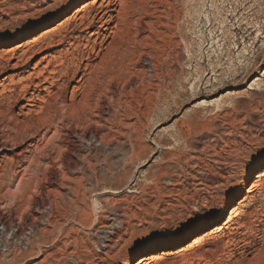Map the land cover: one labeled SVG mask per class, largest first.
I'll return each mask as SVG.
<instances>
[{
  "label": "rangeland",
  "instance_id": "374dc122",
  "mask_svg": "<svg viewBox=\"0 0 264 264\" xmlns=\"http://www.w3.org/2000/svg\"><path fill=\"white\" fill-rule=\"evenodd\" d=\"M38 1L0 0V51L44 34L94 0H77L41 27L48 16L42 4L49 2ZM127 1L135 13L123 26L124 42L114 55L93 57V75L79 82L93 46L90 30L71 25L64 44L46 53L74 51L78 71L57 77L49 130L22 140L6 127L19 128L26 101L1 119L0 142L12 151L0 167V264H128L142 250L150 258L170 243L174 255L158 264H264V184L255 200L248 193L264 165L243 180L264 161V0ZM33 22V32L14 40ZM36 61L19 70L16 61L6 66L0 92L12 79L27 82ZM67 104L85 112L67 113ZM64 114L79 118L60 123ZM31 142L52 155L49 161L40 155L29 170L21 161ZM40 183L43 193L18 191ZM240 187L231 213L196 233Z\"/></svg>",
  "mask_w": 264,
  "mask_h": 264
},
{
  "label": "bare ground",
  "instance_id": "6f19581e",
  "mask_svg": "<svg viewBox=\"0 0 264 264\" xmlns=\"http://www.w3.org/2000/svg\"><path fill=\"white\" fill-rule=\"evenodd\" d=\"M76 1L77 0H48L49 4L43 3L42 5L44 7L47 6L45 14L48 13V16L46 15L47 16L46 21L44 20L45 22L43 24H39L38 26L41 27L43 25H46L47 23L57 19L58 17L62 16L63 14H67V12H69L70 8L72 7V5ZM128 3H129V1H127V0H94L90 3L84 4L80 8H77L75 13L70 18L66 19L64 22L55 26V28H49V30H46V32L44 34H42L38 37H35V38L33 37L32 39L27 40V41L17 45L15 48H10L9 50L0 51V77L4 73V71H6V66H11V64L14 61H16V63L12 65L13 68L15 70H19L22 67H26L29 63L31 64L34 61H36L39 56L44 55L42 57V60L36 61L34 72H33V74L29 75V77H28L29 80H26L27 81V82H25L26 84L23 83V80H19L16 82V81H14V79H12V85L9 86L10 88H5L3 91H1L2 93L0 92L1 93L0 96L2 97L1 100L4 102L3 104H0V122L2 120H4L5 118L7 119L10 110L13 109V107L15 105H17L21 101L27 102V104L23 105L19 111L20 113H23L22 115H24V118H23L24 121H22L21 125L19 124V126H18L19 128L13 127L11 125V123L6 126L9 130L17 133V138L23 140L24 138L29 137V136L39 135L43 129H46V128H48V130L50 129V126L53 124V121L55 118L54 115L52 114V111H51L54 109H52L51 107H53L52 105H55L54 100H53V98H54V94H53L54 91L53 90L58 85L57 83H58L59 78H57V77H59V76L66 77L72 71V69H73L74 75H77V73H78V71H76V72L74 71V68H75L74 51L70 52V50H67L65 53L60 52L58 57H56V56L53 57L52 55L50 56L46 53H48L49 51L55 50L64 44L63 43L64 38H62L63 37L62 35H63V33H66L68 31V28L71 25L76 24L78 27H81V29L83 28V31L90 30L89 31L90 38L91 39L94 38L92 41L93 46L91 49V53H89L87 58H86L87 64L85 65V67H84L85 69L83 70L84 74H83L82 79H80V81H79V82H82L84 80V78H86L90 75V71L93 70V66L90 65V63L93 61L92 60L93 57L94 58H100V56L104 53V51H107L106 54H108L109 56H111L109 53L114 52V54H115V51L117 49L115 48L116 50L113 51V47L116 44L123 41L122 35H121L122 34L121 32L123 31V26H125V24L127 23V16H129V14H133V12L135 11L132 8L133 4L131 7V6H129L130 3L129 4ZM31 6L33 7V5H31ZM93 12H96L97 14L90 18L91 13H93ZM115 19L117 20V24L114 27H111V24L114 22ZM95 24H98V27L96 28V30L92 31L91 26H93ZM34 25L35 24L33 22V24L30 25L28 28H26V29L23 28L24 30H19L18 33L14 36V40L20 39L23 35H25L28 32H33L38 27V26H34ZM57 37H61V38L58 41H56L55 38H57ZM95 37H96V39H95ZM44 42H46L45 45H44ZM111 50H112V52H111ZM114 54L112 53V55H114ZM108 55H105V56H108ZM69 57H71V58H69ZM105 59H106V57L102 61L104 62ZM4 60H5V62H4L5 64L3 63ZM45 61H47V64L43 67V69L39 70V67ZM79 68L81 69V67H77V70H79ZM91 74L92 75L94 74L93 71L91 72ZM33 75L36 76L35 80H30V78ZM60 79H62V78H60ZM75 89H77V88H75ZM79 92L80 91L75 90L72 93V97H71L70 101H72V99L77 94H79ZM4 104H6V105H4ZM89 104L90 103H88V105H87V103H86L87 106H91ZM3 106L4 107L6 106L5 109L3 108ZM84 106H85V104H84ZM65 108H67V110H69L68 112L66 111L67 113H70V111H72V112H74V114L75 113L79 114L85 110V109L83 110V106H81V105L80 106H73V105L71 106V105L67 104ZM64 115H65V117H63V119L62 118L60 119L61 120L60 123L67 121L68 116H67V114H64ZM68 115H71V114H68ZM81 115H82V113H81ZM75 116L73 115L72 117H75ZM78 116H76V117H78ZM72 117H70V118H72ZM64 118H66V119H64ZM70 118H68V119L71 120ZM16 122H18V120ZM72 122H73V119H72ZM60 123L55 124L56 127H58L57 125H59ZM0 124H4V123H0ZM15 134H14V136H15ZM57 134L58 133L55 134L56 136L54 135V139L58 138ZM52 138H53V136H52ZM31 139H33V138H31ZM50 140H51V138H50ZM52 141H53V139L51 140V142ZM3 142L2 141L0 142V167L5 162L4 160L8 156V152L12 151V149H10V150L7 149L9 143L7 144V141H6V143L5 142L3 143ZM37 143L31 142L30 146H28V148H26L24 155L22 156L21 164L22 165L28 164L29 170L34 169V168L37 169L38 164H39V159L41 161V158H40L41 156L46 157V158H43L42 160H48V159L50 160V158L48 156L52 155V154L49 155L50 152L46 153V150H43V151L34 150L35 149L34 146ZM15 144H16V142H15ZM51 145H53V144L51 143ZM45 149H46V147H45ZM53 151L55 152V150H52L51 153H53ZM53 156H55V155H53ZM51 164H53V162H51ZM262 165H264L263 160H260L259 162H257L250 169L249 173H247V176H245V178L243 180L248 181L251 174L255 170L261 168ZM3 167H4V165H3ZM28 169L25 171L28 172L29 171ZM14 170H16V169H14ZM32 173L34 174V172H32ZM11 174H14V173H11ZM55 179H56V177H55ZM50 181H49V183H50ZM263 184H264V172H261V174H258L256 176V181L251 184V189L248 191L249 194L250 193L252 194L251 200L256 199L257 196L255 194V191L258 190V188ZM19 186L20 187H19L18 191L19 192H25V193L32 192L33 190L36 192L41 191V193H43L42 191L44 190L41 183H40V185L38 184L36 186H32V185L28 186L27 185V186L23 187L22 184ZM242 189L243 188L240 187L238 192L233 197H231V199L227 202V204H224L225 206H223L224 208H223L220 216L215 218L212 222L207 223L204 226L200 227L196 233H199V231L206 230L208 227L212 226V224L217 223L219 220H221L223 218L224 213H226L227 211L230 212V210H229L230 206L233 204L235 199L239 196ZM258 194H260V193H258ZM5 196H7V195H5ZM10 207H11V205H10ZM10 210H11V208H10ZM7 224H8V222H7ZM193 234H195V232H193L191 235H193ZM201 235H203V236H201ZM201 235L197 236L198 237L197 240L198 239L202 240L203 237H206L208 234L205 232L204 234H201ZM211 235H212V233H211ZM197 243H198V241H197ZM200 243H202V242H200ZM174 245L175 244H171V243L168 244L166 247L167 250L162 251V252H158L159 254H154L150 258L145 256L147 250L146 251L142 250L140 253H138V255H136L135 257H132L131 260H135L136 257H138L137 260L135 261V263H133V264H158L159 262L166 261L167 259H169V257L174 255L173 252H171L172 247H174ZM198 245H200V244H198ZM187 247L191 248L192 243H191V245H189ZM188 248L179 250L178 251L179 256L180 257L186 256L185 251ZM131 260L128 261V264H131L130 263ZM195 260H196V258H195Z\"/></svg>",
  "mask_w": 264,
  "mask_h": 264
}]
</instances>
